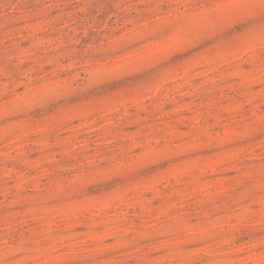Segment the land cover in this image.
Instances as JSON below:
<instances>
[{"label": "rangeland", "instance_id": "rangeland-1", "mask_svg": "<svg viewBox=\"0 0 264 264\" xmlns=\"http://www.w3.org/2000/svg\"><path fill=\"white\" fill-rule=\"evenodd\" d=\"M0 264H264V0H0Z\"/></svg>", "mask_w": 264, "mask_h": 264}]
</instances>
